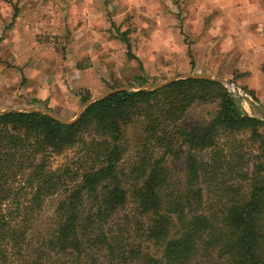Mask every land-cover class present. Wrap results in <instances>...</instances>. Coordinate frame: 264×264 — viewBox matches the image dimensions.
<instances>
[{
  "label": "trees",
  "instance_id": "16d2710c",
  "mask_svg": "<svg viewBox=\"0 0 264 264\" xmlns=\"http://www.w3.org/2000/svg\"><path fill=\"white\" fill-rule=\"evenodd\" d=\"M201 106L210 110L186 123ZM263 129L223 85L199 78L119 91L73 124L0 115V264H264Z\"/></svg>",
  "mask_w": 264,
  "mask_h": 264
},
{
  "label": "rangeland",
  "instance_id": "374dc122",
  "mask_svg": "<svg viewBox=\"0 0 264 264\" xmlns=\"http://www.w3.org/2000/svg\"><path fill=\"white\" fill-rule=\"evenodd\" d=\"M77 1L81 5L84 0ZM181 1L188 0H103L102 23L90 28L94 32L91 52L86 49L87 55L74 56L68 53L80 37L81 26L73 21L82 17L83 9L66 10L49 3L45 10L49 0H0V111L39 108L69 120L84 105L80 96L92 98L119 87L135 90L141 83L139 77L147 79L144 86H153L185 74H202L231 82L235 92L223 86L238 99L241 110L264 120V8L241 7L244 0H230L238 5L231 12L223 7L226 3L219 4L223 0H192L181 8ZM198 1L219 9L202 4L193 8ZM37 4L39 21L33 23L25 18L33 10L28 7ZM249 21L256 22L254 30L249 27L248 31ZM121 34L129 41L131 56L120 41ZM22 42L41 49L29 55ZM89 68L92 72L85 77L75 71ZM46 78L51 86L48 91L41 87ZM35 87L40 88L38 92ZM209 110L192 108L186 123ZM137 135L136 129H129L131 142L135 143ZM75 151L52 158V168L66 165ZM134 151L125 156L123 168L130 169ZM168 164L173 176L181 179V161L171 158ZM56 202L57 198L47 201L39 231L47 226Z\"/></svg>",
  "mask_w": 264,
  "mask_h": 264
},
{
  "label": "crops",
  "instance_id": "0c3cea01",
  "mask_svg": "<svg viewBox=\"0 0 264 264\" xmlns=\"http://www.w3.org/2000/svg\"><path fill=\"white\" fill-rule=\"evenodd\" d=\"M49 1L50 2L46 3V6L44 7L45 10H48L50 8V4L49 3H52V5H54V3H55L57 6L60 5V7L63 6V8H66V10L75 11L76 9H79V8L81 10L83 9L82 17L79 16L77 20L74 19V21H73V24L76 21V23H75L76 26H78V27L81 26L78 29V35H80V37L76 40L75 43L72 44L74 46H73L72 50L70 48V52L71 53H68V55H70V54H72L74 56L87 55V53H85L86 49L90 50L89 52H91L93 44H91L90 39L93 38L92 34L94 32L90 28L91 27L93 28L95 25L102 23V21L99 20V19L101 17L100 12H103L102 9L104 8V5H102L103 0H95L94 4H93L94 0H84L83 2L81 0V2H82L81 5L76 4V3H78L77 0H64L65 2H59V1L54 2V1H51V0H49ZM188 1H192V0H188ZM187 2L181 1V4H179V6L181 8H183L184 5L188 4ZM192 2H194V1H192ZM200 2H201V0H200ZM200 2L198 1L197 6H194L193 8L198 9L199 8L198 4H202V5H204V8H206V9H213V10L214 9L215 10L219 9V6H214L213 7L210 2H205V1L202 2V3H200ZM224 3H226V6H223V7H227V10L229 12H231L233 10L232 7H237L238 6L237 4H233L230 0H223V2H220L219 4L223 5ZM21 5H22V3H21ZM39 7H40L39 4L31 6V7H28V8H33V10L28 14V16H26L25 19H29L31 21H34L33 23L38 22L39 19H38V14H37L36 10H39ZM241 7H244V8H248V7L255 8L256 7L257 9H261V8L263 9L264 8V3H262V1H258V0H244L241 3ZM225 12H226V10H223V13H225ZM212 13L214 14V12H212ZM87 14L89 16H87ZM91 14L95 15L96 18H91L92 17V16L90 17ZM74 15H76V14H74ZM46 17H49V16H46ZM247 17H248V15L244 16L243 20H245ZM209 18L204 23L208 22ZM233 18H235V14H234ZM236 20L239 21V19H237V18L234 19V21H236ZM201 21L203 22V20H201ZM254 24H256V22H254V21H249L248 22V24H247L248 31H250L249 27H251V29H252V27L254 28V26H255ZM252 30H254V29H252ZM98 31H99V33L101 32V30H99V28H98ZM73 37H74V35L72 36V38ZM99 43H100V41H99ZM21 46L26 51H29L28 52L29 55L32 54L33 52L35 53L36 51L41 49L40 45H35V44L33 46L30 45L31 47L29 48V45H28L27 42H22ZM86 46L88 48H86ZM42 47H43V45H42ZM89 47H90V49H89ZM89 55H91V54L89 53ZM75 71L78 72L81 77H85V76H88L89 74H91L92 69L89 68V69L75 70ZM41 87H42L43 90H46V91H48V89H50L51 86L49 85V81H48L47 78H46L44 84ZM35 89H36V92H38L37 90H39L40 88L39 87H35Z\"/></svg>",
  "mask_w": 264,
  "mask_h": 264
},
{
  "label": "water",
  "instance_id": "95a60500",
  "mask_svg": "<svg viewBox=\"0 0 264 264\" xmlns=\"http://www.w3.org/2000/svg\"><path fill=\"white\" fill-rule=\"evenodd\" d=\"M188 78L208 79V80H212V81L218 82V83L224 85L227 88H234L233 84L231 82H229V81L217 79V78H214V77H211V76H208V75H202V74H185V75H181V76H178V77H173V78L167 79L164 82H162L160 84H157V85H153V86H139L135 90L136 91L142 90V91H148V92L156 91V90H159V89L163 88L164 86H166L168 84H171V83H173L175 81L188 79ZM122 90H129V89H128V87H119V88L108 90V91H106V92H104L102 94H99L97 96H94V97L90 98L89 100H87L84 103L83 107L77 112L75 117L73 119H69V120L60 118V117L54 115L53 113H49V112L44 111L43 109H39V108H28V109H23V110L0 111V115L7 114V113H10V112H17V113L40 112V113L45 114V115L49 116L50 118L56 120L57 122H60V123H63V124H73L81 117V115L84 113V111L91 104H93L94 102H96V101H98V100H100L102 98H105V97H107L109 95H112V94L117 93V92L122 91Z\"/></svg>",
  "mask_w": 264,
  "mask_h": 264
},
{
  "label": "built area",
  "instance_id": "2783aa9c",
  "mask_svg": "<svg viewBox=\"0 0 264 264\" xmlns=\"http://www.w3.org/2000/svg\"><path fill=\"white\" fill-rule=\"evenodd\" d=\"M231 89V91H233V92H235L234 90H232V88H230ZM234 89V88H233ZM228 91H230V90H228ZM230 93V92H229ZM239 95H241V94H239Z\"/></svg>",
  "mask_w": 264,
  "mask_h": 264
},
{
  "label": "bare ground",
  "instance_id": "6f19581e",
  "mask_svg": "<svg viewBox=\"0 0 264 264\" xmlns=\"http://www.w3.org/2000/svg\"><path fill=\"white\" fill-rule=\"evenodd\" d=\"M232 90H234V89L232 88Z\"/></svg>",
  "mask_w": 264,
  "mask_h": 264
}]
</instances>
